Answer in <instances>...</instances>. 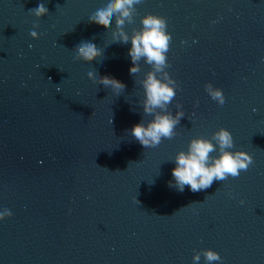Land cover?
<instances>
[{"label": "water", "instance_id": "obj_1", "mask_svg": "<svg viewBox=\"0 0 264 264\" xmlns=\"http://www.w3.org/2000/svg\"><path fill=\"white\" fill-rule=\"evenodd\" d=\"M106 2L0 0V211L12 213L0 220V264H207L192 259L203 249L221 257L211 264H264V0L135 5L129 37L142 16L165 18L169 66L156 75L177 85L166 111L184 113L150 148L128 130L152 119L141 81L154 69L141 58L130 74L115 21L89 23ZM39 3L48 13L37 18ZM82 41L98 48L91 63L74 59ZM94 69L125 88L89 79ZM221 127L248 169L198 192L169 187L176 154Z\"/></svg>", "mask_w": 264, "mask_h": 264}, {"label": "clouds", "instance_id": "obj_2", "mask_svg": "<svg viewBox=\"0 0 264 264\" xmlns=\"http://www.w3.org/2000/svg\"><path fill=\"white\" fill-rule=\"evenodd\" d=\"M139 3L141 0H107L102 8L97 9L89 17V23L111 29L113 21H115L116 27L111 33L112 40L121 43L130 41L131 43V47L128 49L132 62L129 67L130 74L138 72L137 62L141 58L154 69V71H149L141 81L144 92L143 112L145 115H151L152 119L146 124L142 122L134 124L128 130L142 147L150 148L158 146L162 138L171 139L174 136V129L184 113L177 111L173 116L166 111V106L176 95L175 87L177 85L167 74L163 79L156 75L169 66L166 53L169 51L172 37L166 31L165 18L147 14L140 18L142 27L139 30L134 29L131 37L124 31L125 22L132 23L136 12L135 5ZM29 12L40 18L48 13V8L44 3H39L37 7L29 9ZM35 27L38 25L34 24ZM30 36L32 39L38 38L36 31H31ZM74 50V59L88 63H91L99 54L97 46L90 41L80 42ZM87 75L89 79L95 77L100 85L111 89L114 93H119L125 88L121 81L111 76H101L95 69L89 71ZM204 88L212 100L220 105L224 104L225 98L219 88L213 87L211 83H205ZM177 108H180L179 104H177ZM156 109L162 111L156 112ZM212 141L202 137L193 138L188 144L187 151H179L176 154L169 187L174 186L180 192L184 191L185 186L192 192L202 191L211 187L214 181H222L229 176L238 177L241 171H246L252 164V157L247 152L228 150L232 149L234 145L233 137L227 129L221 127L216 130L213 133ZM217 151L219 153L217 156L210 155ZM240 203L242 204L243 201ZM11 215L12 213L8 209H4L0 211V220ZM201 254L207 264L221 260L217 252L203 249L193 254V261L199 262Z\"/></svg>", "mask_w": 264, "mask_h": 264}]
</instances>
